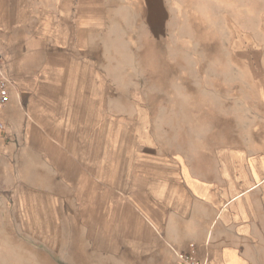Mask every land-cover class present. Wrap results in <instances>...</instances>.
Listing matches in <instances>:
<instances>
[{"label": "rangeland", "instance_id": "rangeland-1", "mask_svg": "<svg viewBox=\"0 0 264 264\" xmlns=\"http://www.w3.org/2000/svg\"><path fill=\"white\" fill-rule=\"evenodd\" d=\"M107 3L79 80L64 42L6 48L11 74L82 94L70 122L31 128L18 108L0 143V264H171L139 239L144 217L177 213L167 185L218 180L227 152L260 144L264 0Z\"/></svg>", "mask_w": 264, "mask_h": 264}, {"label": "crops", "instance_id": "crops-1", "mask_svg": "<svg viewBox=\"0 0 264 264\" xmlns=\"http://www.w3.org/2000/svg\"><path fill=\"white\" fill-rule=\"evenodd\" d=\"M107 1L0 0V67L10 80V102L0 114L6 126L0 143L11 140L9 130L17 123L18 108L29 112L31 128L43 122L44 126L57 120L70 122L72 105L82 94L77 87L70 100L56 74L45 85L17 71L11 74L4 64L9 42H64L69 48L68 70L75 71L77 59L75 78L79 80L86 49L101 42L116 11ZM253 138L261 145L227 152L218 180L179 172L180 178L167 185L179 209L169 215L144 217L139 234L143 253H170L171 264H179L174 253L193 245L198 258L208 264H264V128Z\"/></svg>", "mask_w": 264, "mask_h": 264}, {"label": "built area", "instance_id": "built-area-1", "mask_svg": "<svg viewBox=\"0 0 264 264\" xmlns=\"http://www.w3.org/2000/svg\"><path fill=\"white\" fill-rule=\"evenodd\" d=\"M9 85L10 80L0 67V114L10 102ZM5 129V123L0 119V138ZM174 254L179 264H208L207 261L198 258L193 245H189L185 251L175 252Z\"/></svg>", "mask_w": 264, "mask_h": 264}]
</instances>
